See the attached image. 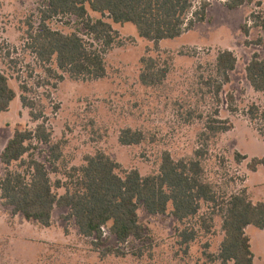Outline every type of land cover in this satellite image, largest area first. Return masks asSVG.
<instances>
[{"label": "rangeland", "instance_id": "1", "mask_svg": "<svg viewBox=\"0 0 264 264\" xmlns=\"http://www.w3.org/2000/svg\"><path fill=\"white\" fill-rule=\"evenodd\" d=\"M206 1L210 6L205 22L156 46L139 38L130 24L120 26L104 19L117 33L106 47L88 36L73 16L48 20L50 29L77 33L102 53L103 79L72 81L53 63L58 76L49 75L27 48L28 33L39 27L45 3L0 0V73L16 92L9 110L0 115V153L15 130H34L44 121L52 145L58 146L59 159L52 164L49 146L37 143L29 158L46 166L52 184L66 182L65 175L72 167L84 165L85 157L98 151L122 170L134 169L145 177L158 172L165 151L174 160L193 157L208 120L218 112L215 119L228 122L229 130L209 147L203 163L206 180L219 194L245 191L252 203L264 202V169L250 168L253 158L264 156L258 132L264 122L253 123L248 114L252 105L264 110V92H256L245 74L254 54L264 61V0H247L234 10L226 8V0ZM88 12L91 20L100 19ZM243 25L248 27L247 36L242 33ZM225 50L234 54L236 66L216 101L203 81L217 54ZM143 57L168 69L161 85L145 87L140 83ZM22 96L33 103V116L41 117L39 121L33 122L30 110L22 105ZM228 96L234 99L231 110ZM125 128L141 131L145 141L137 146L120 145L118 137ZM237 155L244 158L237 162ZM10 170L23 168L16 163ZM4 174L0 163V180ZM63 193V189L57 190L58 195ZM68 215V209L54 208L51 224L45 228L14 215L0 202V264H218L212 257L223 240L222 218L211 214L206 203L185 224L171 215V207L165 215H149L140 208L144 236L121 246L108 234L99 244L94 238L83 237ZM204 220L212 225L210 233L203 227ZM186 229L187 233L194 231L193 239L184 241ZM245 233L253 264H264V229L248 227Z\"/></svg>", "mask_w": 264, "mask_h": 264}, {"label": "trees", "instance_id": "2", "mask_svg": "<svg viewBox=\"0 0 264 264\" xmlns=\"http://www.w3.org/2000/svg\"><path fill=\"white\" fill-rule=\"evenodd\" d=\"M45 5L40 11V24L28 33V50L49 74L56 75L52 63L72 81H94L106 76L102 53L86 43L77 33L64 34L54 31L46 24L58 16H73L82 23L88 36L109 47L117 33L112 24L133 25L139 38L158 45L165 40H174L196 25L205 22L210 3L206 0H34ZM247 0H226L229 10L243 6ZM100 16L93 21L89 12ZM109 20L111 23L104 21ZM248 35V27H241ZM140 83L145 87L161 85L168 69L157 67L150 57L141 59ZM49 65V66H48ZM236 66V57L225 50L217 54L213 66L203 84L208 94L219 101L223 87L230 82V74ZM246 79L256 92H264V61L254 54L245 68ZM58 76V75H56ZM61 78V76H59ZM26 90L25 87H21ZM16 98L9 79L0 73V115L9 110ZM233 97L228 96L232 109ZM22 105L28 108L33 122L41 119L33 116V103L25 96ZM249 119L253 123L264 122V110L250 106ZM214 117L208 120L201 133V141L193 157L174 160L169 152L162 153L156 174L141 176L137 170L125 171L101 151L86 156L84 165L72 167L66 173V182L52 184L46 166L29 158L35 143L48 145L52 164L59 159L58 146L52 145L51 135L45 122L34 130H15L0 153V163L5 174L0 180V202L11 208L14 215L26 221L48 228L54 208L68 209L79 233L85 238H94L98 244L106 234L125 245L130 240H141L144 228L139 222L138 210L143 208L149 215H165L171 207V215L180 224L194 219L201 204H208L211 214L222 218L223 240L218 253L212 257L218 264H253L248 227L264 229V202L252 203L245 191L230 195L219 194L206 180L204 160L209 147L216 138L229 130L228 122ZM257 124V123H256ZM262 126V125H261ZM264 142V124L258 129ZM145 141L139 130L125 128L120 131L118 142L122 146H137ZM28 156V160L24 159ZM244 157L236 156L237 162ZM18 163L23 171L10 170ZM264 169V156L253 158L251 170ZM63 189L62 195L57 190ZM209 220V218H208ZM210 233L212 225L203 221ZM107 230V233H105ZM184 241L194 238L193 230L182 233ZM118 251V250H115Z\"/></svg>", "mask_w": 264, "mask_h": 264}, {"label": "crops", "instance_id": "3", "mask_svg": "<svg viewBox=\"0 0 264 264\" xmlns=\"http://www.w3.org/2000/svg\"><path fill=\"white\" fill-rule=\"evenodd\" d=\"M4 114V113H3ZM2 115V114H1Z\"/></svg>", "mask_w": 264, "mask_h": 264}]
</instances>
